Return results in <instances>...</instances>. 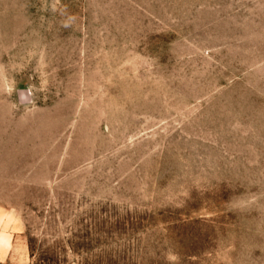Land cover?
<instances>
[{
	"label": "rangeland",
	"instance_id": "rangeland-1",
	"mask_svg": "<svg viewBox=\"0 0 264 264\" xmlns=\"http://www.w3.org/2000/svg\"><path fill=\"white\" fill-rule=\"evenodd\" d=\"M0 264H264V0H0Z\"/></svg>",
	"mask_w": 264,
	"mask_h": 264
}]
</instances>
